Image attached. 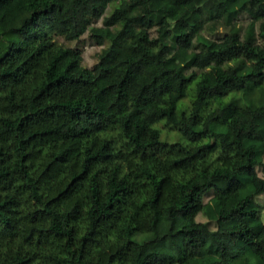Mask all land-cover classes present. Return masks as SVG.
<instances>
[{
	"label": "trees",
	"instance_id": "16d2710c",
	"mask_svg": "<svg viewBox=\"0 0 264 264\" xmlns=\"http://www.w3.org/2000/svg\"><path fill=\"white\" fill-rule=\"evenodd\" d=\"M263 155L264 0H0V264H264Z\"/></svg>",
	"mask_w": 264,
	"mask_h": 264
},
{
	"label": "rangeland",
	"instance_id": "374dc122",
	"mask_svg": "<svg viewBox=\"0 0 264 264\" xmlns=\"http://www.w3.org/2000/svg\"><path fill=\"white\" fill-rule=\"evenodd\" d=\"M109 8L106 9L107 13ZM246 22L245 18L242 16L238 18V24H244ZM100 20L95 22L94 25H99ZM216 33H220L222 31L221 27L216 28ZM203 34L207 37L211 36V31L208 29H205L203 31ZM52 39L56 44L62 45V46H68V47H76L81 50V65L85 67H90L91 64L95 61V53L99 51L100 47L97 45L92 44L89 40H87L86 35H82L79 40L77 41H67L63 39L62 36L59 35H52ZM191 99V96L189 93L182 99L178 100L176 103V111L179 112L182 109H185L189 105V101ZM154 127L159 130V138L160 140L172 142V141H182L185 143V140L180 136V134L174 130L169 129L166 125H164V121L160 120L156 124H154ZM264 160V155L263 158ZM260 204L262 202H259ZM264 213V209L262 210V214ZM195 219L197 221H205L203 216L201 214H197Z\"/></svg>",
	"mask_w": 264,
	"mask_h": 264
}]
</instances>
